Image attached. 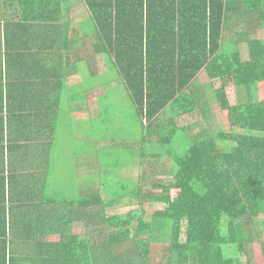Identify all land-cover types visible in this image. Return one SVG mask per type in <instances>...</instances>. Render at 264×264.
<instances>
[{
	"label": "trees",
	"instance_id": "1",
	"mask_svg": "<svg viewBox=\"0 0 264 264\" xmlns=\"http://www.w3.org/2000/svg\"><path fill=\"white\" fill-rule=\"evenodd\" d=\"M68 2L0 0V264H264V37L245 40L264 30V1L83 0L93 49L113 59L134 104L142 142L125 147L149 184L146 173L100 179L98 167L81 176L84 163L63 146L74 120L62 102L73 93L67 60L85 39ZM203 71L241 134L193 133L212 118ZM99 103L85 113L92 126L109 102ZM91 125L81 131L95 142ZM164 153L170 174L159 171ZM56 160H72L66 176ZM128 204L137 208L116 211Z\"/></svg>",
	"mask_w": 264,
	"mask_h": 264
},
{
	"label": "rangeland",
	"instance_id": "2",
	"mask_svg": "<svg viewBox=\"0 0 264 264\" xmlns=\"http://www.w3.org/2000/svg\"><path fill=\"white\" fill-rule=\"evenodd\" d=\"M70 2V13L71 17H77L74 18L77 22L76 27H79V34L80 36H85L88 37L84 40L81 41L79 40L78 44H82V47L85 43L88 44L89 46H93L95 42V37L92 33V24L91 20L87 17L86 10L84 6L81 4L80 0H66ZM79 18V19H78ZM75 27V28H76ZM82 34V35H81ZM225 35L227 36H232L230 33H226ZM262 38L264 37V30L262 33ZM232 38V37H231ZM251 39H257L256 36H253ZM230 43V42H229ZM234 44V42H231ZM247 46V44L245 43ZM106 70L103 71L99 76H91L90 74H87V72L83 69L82 73V79L80 82V86L72 87V96L70 97H64L62 102L65 106L66 109V114L70 118H73V123L72 126H69L67 129H63V136L62 137V143L64 147H70L69 151L73 154H75V157L77 160L84 159V164L83 167L81 168V176L85 175V177H89L90 175L93 174V171H95V165L98 167V174L100 175L101 178H105V180H108V176H110V182L116 181L118 178H127L131 179L133 181H138V179L144 175L147 174V178L149 180L145 182L146 184H149L152 181H155L154 176L150 174V172L145 170L143 166H141L140 161L138 160L137 162L132 163L135 161V159H132L128 156L127 150H126V143L129 142L132 138L134 140H137L139 138V133H140V128L136 124L138 122H133L134 121V116H135V108L134 104L131 100V98L128 97V92L125 89L126 85L123 83L122 86V76L120 74H117V71L115 68L113 69L112 65L109 62H106L105 64ZM104 68V67H102ZM113 81L115 83L114 86L107 85ZM96 82L98 83H105L106 87H104V91H108L107 96H100L99 98L102 100V97L109 102L107 103V108L105 110V114L102 117L100 121H98L95 125H91V121L89 122V117L86 116V110H79V108L76 109L75 106H79L82 104L83 107H89V104H83L82 102V97L79 95V97H76V92H80L79 88L83 87L86 89V87L91 84H95ZM120 82V83H119ZM212 83L211 77L207 72H201L198 75L197 78V86L199 89L206 94V97L208 98L209 101V108L211 112V120H208L207 122H204L201 126L194 128L193 133H197L204 128L207 130L211 131L213 134L218 135L220 133L224 134H241V131L238 130H230L228 128V123H227V114L226 111L222 110L218 102L212 98H210V93H211V88H209V85ZM79 84V83H77ZM206 87V88H204ZM244 89L245 87H241L239 89L240 92V100L241 102L245 101V94H244ZM83 91V89H81ZM258 98L260 100H264V87L263 85L260 84V87L258 89ZM212 99V100H210ZM104 102V101H103ZM102 104V103H101ZM100 107V103H99ZM127 112V113H125ZM134 113L133 116V121L130 120L132 114ZM91 117V116H90ZM89 125L93 127L91 128L90 131H84L87 134H92L93 139L96 141H91L84 136L83 131H81L82 128H90ZM86 126V127H85ZM113 128H112V127ZM72 128V129H69ZM95 129H99L98 132H94ZM112 130L113 129V134L108 133L106 130ZM103 132H100V131ZM72 133L75 137V142L74 140H70L69 137L66 135V133ZM106 133L108 135H103V133ZM191 133V135L193 134ZM66 136V138H65ZM82 137L83 139H81ZM180 140V139H178ZM177 140V141H178ZM179 142V141H178ZM177 142V143H178ZM86 143V144H85ZM177 143L175 145L176 148H179L177 146ZM185 143V142H184ZM180 145V148L182 145ZM226 145L231 144V143H224ZM119 145V147H118ZM152 149V148H151ZM147 150L146 153L148 155L154 154V153H159L158 150ZM161 151V150H160ZM70 153V155H71ZM93 158V167L90 172L88 169V165L90 163L89 157ZM164 160L163 163H167L165 166H162L159 168L160 174H170L173 169H171V161L168 156L164 153ZM86 159L88 160L89 163H86ZM96 161H95V160ZM72 160H68L67 163H60L58 160H56L55 163V172L54 174H57L59 172L63 173L66 176V171H67V165H70ZM153 160L149 161L148 163H153ZM128 162V163H127ZM77 163V162H74ZM119 163V165H118ZM91 166V164H90ZM108 172L110 174L108 175ZM146 173V174H145ZM89 175V176H88ZM54 178H60L64 179L65 177L61 176H53ZM101 181L99 180V183ZM130 208L136 209V206H133L131 204L118 207L116 211L120 214L126 213ZM85 229L83 228V225L76 224L74 228V233H84ZM234 253V250H232Z\"/></svg>",
	"mask_w": 264,
	"mask_h": 264
},
{
	"label": "crops",
	"instance_id": "3",
	"mask_svg": "<svg viewBox=\"0 0 264 264\" xmlns=\"http://www.w3.org/2000/svg\"><path fill=\"white\" fill-rule=\"evenodd\" d=\"M80 1L86 10L87 17L89 18V20H91V15L89 14V11L87 10L83 0H80ZM258 1H261V0H258ZM262 1H264V0H262ZM68 4H69V8H70V2H68ZM74 18H77V17H71V13H70L69 14V21L71 22L70 24L72 26L77 24V22L75 20H73ZM91 24H92V28H93V25H94L93 21H91ZM78 29H79V27H78ZM244 30H245V25H241L238 28L233 27V29L226 30V33L232 34V36H231L232 38L230 36L225 35L226 34L225 33L224 34L225 35V37H224L225 41L228 40L230 43L231 42L235 43V41L237 39L236 36L242 35ZM252 30H250V32H247L249 34V36H247L245 38V40H251V38L253 36H256L257 38H262L261 35L263 33V29H258L257 32H252ZM245 32H246V30H245ZM92 33L94 35V30H92ZM94 37H95V35H94ZM84 38L85 39L87 38V40H88V37H84ZM80 39H81V37H80ZM93 46H94V44H93ZM93 46L92 45L89 46L88 44H86L85 47L84 46L82 47V45L79 44L78 48L71 52V57L68 58V60H67L69 62V67H70V68L68 67L69 69H68L67 78H66V85L68 87L71 88L73 86H76V87L80 86V82L82 79V75L80 73H82L83 69L87 72V74H90L91 76H99L102 73V70L103 71L106 70V67H105L106 62H109L112 65L113 69L115 68V65L113 64V59H107V57H106L107 55H103L100 52H96L93 49ZM102 67H104V68H102ZM115 70L117 71L116 68H115ZM203 72H206V71H203ZM117 74H118V71H117ZM120 82H122V86H123V83L126 85L123 78H122V81H120ZM77 83H79V84H77ZM107 85H110V88H111V86H114L115 83L113 81H111V83H109ZM104 87H106L105 83H98V82H96L95 84H91L90 86L88 85L86 87V89L83 87L82 88L80 87L79 88L80 92H76V97H79V95H81V97L83 98L82 99L83 104H85V105L89 104V108H91V109L87 110L88 109L87 106L83 107L84 105L82 106V104L79 106H75L76 109L79 108V110H81L80 108H82V110H86L88 112V114H90V116L93 117V114H95L97 107H99L98 106L99 99H100L99 97L105 93H108V92L104 91L105 90ZM81 89H83V91ZM141 139H142V135H141V131H140L139 138L137 139L138 142L140 143V145L142 142ZM135 141L136 140H134V138H132L129 142L126 143L127 144L126 146H130V145L134 144ZM91 143H93V142L91 141ZM95 143H96V141H95ZM77 158L79 159V157H77ZM89 159H90V163H93V158L91 157V155H90ZM134 162H137V161L135 160L132 163H134ZM78 163H84V159L78 160ZM86 163H89L87 159H86ZM95 167H96V165H95Z\"/></svg>",
	"mask_w": 264,
	"mask_h": 264
}]
</instances>
